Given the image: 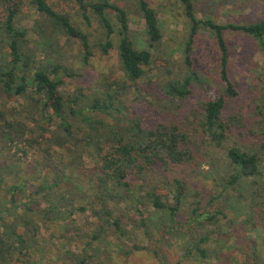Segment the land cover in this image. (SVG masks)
Listing matches in <instances>:
<instances>
[{"label":"trees","instance_id":"trees-1","mask_svg":"<svg viewBox=\"0 0 264 264\" xmlns=\"http://www.w3.org/2000/svg\"><path fill=\"white\" fill-rule=\"evenodd\" d=\"M65 1L77 5L76 13L60 8L59 0H0V142L18 159L27 154L26 147H38L43 152L40 167L26 174L25 180L18 178L9 184L0 176V189L5 190L0 193V264H36L39 251H46L40 243L44 226H60L64 232L61 238L70 244L81 238L90 244L111 227L122 237L126 233L124 223L128 222L125 206L133 201L139 214L138 225L145 230V212L152 208L167 211L168 232L185 229L181 241L184 255H216L221 259L219 251L209 243L231 241L223 238V229H230L231 220H220L228 217L234 191L243 204L238 226L261 229L256 254L263 257L264 181L260 186L259 178L264 175V143L262 153L236 144L227 147L230 172L216 182L208 202L210 208L201 204V193L183 178L162 183L150 180L149 169L154 166L164 172L203 162L201 147L177 123L162 120L149 126L139 115L123 111L127 107L123 97L136 90L139 80L149 76L155 64L151 48L159 49L163 42L160 13L152 0H134L145 24L148 44L138 49L130 35L127 7L121 1ZM179 1L189 20L184 47L187 70L184 76L169 81L168 90L170 95L184 99L191 93L192 84L205 88L199 126L210 143L223 146L230 136L243 135L248 126L243 112L225 111L229 100L240 94L229 71L226 32L253 37L264 53V18L221 23L211 17L200 18L193 0ZM77 17L88 25L92 17L97 20L102 37L97 46L102 54L114 47V34L118 38L119 69L115 77L106 74L90 94L83 88L72 93L65 89L67 81L81 76V72L67 64L64 47L78 40V55L84 65L94 55L91 34ZM26 18L32 19L31 26L24 24ZM201 31L209 33L220 52V89L216 93L210 92L212 86H208L207 78L193 69L190 51ZM61 37L66 42H61ZM3 103L6 106H1ZM253 119L258 135L263 136L264 83ZM86 152L93 157L94 152L98 163L86 166ZM38 179L36 188L29 192L26 182ZM242 182L255 186L240 191ZM213 202L218 205L215 210H211ZM185 212L188 216L182 221L178 216ZM78 213L91 217L89 227L77 223Z\"/></svg>","mask_w":264,"mask_h":264},{"label":"rangeland","instance_id":"rangeland-1","mask_svg":"<svg viewBox=\"0 0 264 264\" xmlns=\"http://www.w3.org/2000/svg\"><path fill=\"white\" fill-rule=\"evenodd\" d=\"M120 1L127 7L130 17V35L135 46L138 49L148 47L145 24L135 1ZM193 1L200 18L211 17L221 23L253 22L264 18V0ZM59 4L60 8L76 13L77 5L65 0H59ZM152 5L161 16L163 42L159 45V49L151 48L155 62L152 71L149 76L139 80L136 90L130 91L123 97L124 104L127 106L123 108V111L132 116L139 115L149 126H154L162 120L173 121L189 134L193 143L201 147L203 162L198 165L175 166L164 172L154 166L149 169L148 176L150 180L161 183L172 180L174 177L185 179L191 187L201 193L198 196L201 204L209 207V198L214 192L216 182L230 172L226 157L227 147L236 144L248 151L263 152L260 148L264 143V135H258L253 113H255V105L264 83V53L253 37L243 33L226 32L230 50L229 71L240 94L235 99L229 100L225 111L226 113L243 112L248 126L243 135L230 136L223 146H216L205 138L199 126L198 115L201 101L206 98L205 88L196 83L192 84L191 93L184 99L170 95L168 90L169 81L184 76L187 70L184 47L189 33V20L179 0H152ZM77 18L85 30L91 34L94 55L89 63L84 65L78 55L81 47L78 40L73 39L70 45L64 47L68 57L67 64L81 72V76L67 81L65 89L72 93L77 88H83L84 92L90 94L93 93L92 89L96 83L106 74L115 77L119 69L118 38L114 34V47L104 55L97 46V41L102 38L97 20L92 17L91 24L88 25L83 18ZM32 22V19L26 18L24 24L31 26ZM31 34L32 31L29 35ZM60 40L64 43L67 39L61 37ZM190 53L193 58V69L207 78L208 86H212L211 93L218 92L220 52L208 32L201 31L195 36ZM5 104L12 106L15 103L5 102ZM5 104L1 106H6ZM15 106L19 104L16 103ZM101 117L109 119L102 114ZM26 150L27 154L21 155L22 157L18 159L0 142V176H4L7 183L12 184L18 178L25 180L26 174L40 167L39 162L43 158L42 150L38 147H26ZM93 154L94 157L90 152L84 154L83 161L86 166L98 163L99 157L94 152ZM39 181L38 179L26 182L25 188L30 192L36 188ZM263 181L264 175L259 178L260 186ZM254 186L251 183L248 185L242 182L239 189L248 191ZM4 191L0 189V193ZM236 194L237 191H234L230 200L228 217L220 218V223H225L226 219L231 220L233 227L231 226L228 230L226 227L223 229V238L231 241L221 240L218 244L211 240L209 243L212 248L219 251L221 259L214 257L216 255H210L207 258H202L196 253L190 256L184 255L181 241L185 229L175 228L168 232L167 211H157L152 208L145 212L148 223V230H145L138 225L139 214L134 209L135 201H133L125 206L128 222L124 223L126 233L122 237L114 227H111L90 244H87L84 238L70 244L61 238L64 237V232L60 230V226L59 229L57 225H54L52 229L42 227L40 243L46 251L44 253L39 251L36 264H262L264 250L263 257H257L256 254L259 248L258 243L261 241L259 239L261 229L239 228L243 204ZM217 206V203L213 202L211 210H215ZM186 216L188 213L185 212L179 214L178 218L185 221ZM75 219L79 225L83 226L87 224L88 219L91 220V217L89 218L88 214L78 213ZM89 226L90 224L86 225V227ZM262 230L264 231V227ZM213 237H217V234Z\"/></svg>","mask_w":264,"mask_h":264}]
</instances>
